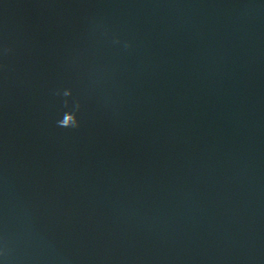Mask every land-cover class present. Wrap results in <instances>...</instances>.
<instances>
[{
  "label": "water",
  "instance_id": "obj_1",
  "mask_svg": "<svg viewBox=\"0 0 264 264\" xmlns=\"http://www.w3.org/2000/svg\"><path fill=\"white\" fill-rule=\"evenodd\" d=\"M0 264H264V0H0Z\"/></svg>",
  "mask_w": 264,
  "mask_h": 264
},
{
  "label": "clouds",
  "instance_id": "obj_2",
  "mask_svg": "<svg viewBox=\"0 0 264 264\" xmlns=\"http://www.w3.org/2000/svg\"><path fill=\"white\" fill-rule=\"evenodd\" d=\"M127 46V45H126ZM64 96L71 95V90H65L63 92ZM65 105H67V101H65ZM80 105L77 103L74 107V110L65 111L63 113L62 119L57 121V125L63 128L76 129L80 127V121L77 116V112L79 111Z\"/></svg>",
  "mask_w": 264,
  "mask_h": 264
}]
</instances>
